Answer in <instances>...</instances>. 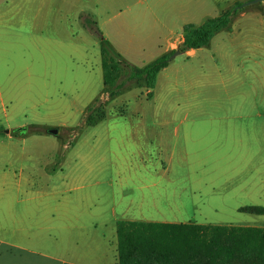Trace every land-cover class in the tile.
<instances>
[{
  "label": "rangeland",
  "instance_id": "1",
  "mask_svg": "<svg viewBox=\"0 0 264 264\" xmlns=\"http://www.w3.org/2000/svg\"><path fill=\"white\" fill-rule=\"evenodd\" d=\"M251 1L173 0L161 25L150 28L149 19L143 34H108L129 48L160 28L158 39L176 38L179 50L186 24L234 13L208 47L170 62L152 98L136 82L115 96L104 89L106 35L91 19L84 25L96 27L89 31L98 46L81 66L58 68L28 52L0 66V129L28 135L0 130V237L30 251L4 264H117L121 220L264 228V215L239 212L264 207V2L242 7ZM74 5L48 26H75ZM84 36L76 27L58 37ZM143 55L139 63H149L158 48ZM44 69L64 70L61 82H43Z\"/></svg>",
  "mask_w": 264,
  "mask_h": 264
},
{
  "label": "crops",
  "instance_id": "2",
  "mask_svg": "<svg viewBox=\"0 0 264 264\" xmlns=\"http://www.w3.org/2000/svg\"><path fill=\"white\" fill-rule=\"evenodd\" d=\"M172 1L173 0H0V66L13 65L18 60L22 59L23 53L25 54V52H28L29 58L32 61L35 59L40 60V58H37V56H40L46 62H53L54 66L58 68H63L61 62L66 64L69 70L73 67L81 66V62L92 55L93 47L98 46V42H91V33L89 31L91 28L84 25L83 20L85 18L96 22L103 34L106 35V41L124 60L130 62V64L132 63V65L136 67L142 68L150 62L176 50V38L163 44L157 36L160 30L159 28V30L155 32H150L149 37L140 39L138 44H134L131 40L129 48H120L118 45L119 42L109 35L112 31L116 34H121L122 31H127L128 35L143 34L147 31L144 27L147 28L146 21L149 19L152 20L149 24L150 28H154L159 23L162 24V18H165L171 11ZM74 2L76 3L73 7L76 9L75 26L70 24L67 27L56 21L53 23V29H51L50 25L48 26L49 18H51L54 13H67V4H74ZM57 19L61 20L63 18ZM76 27L85 35L83 41L76 39L62 40L58 37L62 30L76 29ZM154 33L155 39L152 37ZM148 46L151 47V49L157 47L159 56L149 63L143 61L140 64L138 60L143 58L145 49ZM124 50L135 52L137 57H128V55L123 53ZM100 57L104 85L102 43L100 44ZM62 72L65 71L61 69H44L38 76L43 78V82H61L60 78L56 77L60 76ZM97 100H93L91 104L87 105V110ZM49 127V130L56 128L50 125ZM46 129L48 128L44 130ZM3 130H5L3 134L9 139L25 138L28 136L24 133H15L14 130L16 129L10 127L3 128ZM3 130L1 131L3 132ZM8 130H10V132H8ZM167 217H173V215H168ZM123 221L166 223L164 221L159 222L150 219H130ZM17 224L18 222L14 225L17 227L15 231L19 232L20 226H17ZM15 231H13V233ZM5 248L9 249L8 253ZM97 249L98 246L96 245L95 250ZM15 251H21L23 253L30 252L23 244L14 243L0 237V264H4L3 260L4 258L7 259L6 256L13 257ZM116 263L118 264V254Z\"/></svg>",
  "mask_w": 264,
  "mask_h": 264
},
{
  "label": "trees",
  "instance_id": "3",
  "mask_svg": "<svg viewBox=\"0 0 264 264\" xmlns=\"http://www.w3.org/2000/svg\"><path fill=\"white\" fill-rule=\"evenodd\" d=\"M233 15L232 11H227L201 25L186 24L179 50L184 53L208 47L218 33L230 26ZM90 28L92 31L96 29ZM176 51L139 68L124 60L103 40L105 88H110L111 95L115 96L128 82H136L145 84L148 96L152 98L158 76L169 67L170 57ZM126 69L129 74L122 80V73ZM91 124H95V121ZM24 131L14 130L15 133ZM239 212L264 215V207L244 206L239 208ZM117 236L118 264H264V228L259 227L122 220L117 224Z\"/></svg>",
  "mask_w": 264,
  "mask_h": 264
},
{
  "label": "water",
  "instance_id": "4",
  "mask_svg": "<svg viewBox=\"0 0 264 264\" xmlns=\"http://www.w3.org/2000/svg\"><path fill=\"white\" fill-rule=\"evenodd\" d=\"M260 2H264V0H253L251 2H248V3L244 4L242 7H247V6H250V5H253V4H257V3H260ZM182 53L183 52H181L180 50H177L174 54L171 55L170 61L174 60L176 57H178ZM50 133L53 134V135H57L58 134V130L57 129H51Z\"/></svg>",
  "mask_w": 264,
  "mask_h": 264
}]
</instances>
